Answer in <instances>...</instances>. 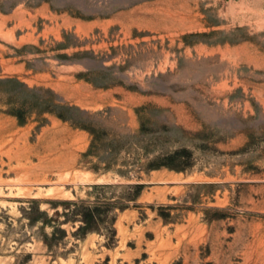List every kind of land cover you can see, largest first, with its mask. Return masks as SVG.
<instances>
[{
  "label": "rangeland",
  "instance_id": "obj_1",
  "mask_svg": "<svg viewBox=\"0 0 264 264\" xmlns=\"http://www.w3.org/2000/svg\"><path fill=\"white\" fill-rule=\"evenodd\" d=\"M0 264H264V0H0Z\"/></svg>",
  "mask_w": 264,
  "mask_h": 264
},
{
  "label": "trees",
  "instance_id": "obj_2",
  "mask_svg": "<svg viewBox=\"0 0 264 264\" xmlns=\"http://www.w3.org/2000/svg\"><path fill=\"white\" fill-rule=\"evenodd\" d=\"M84 219H85V223L87 224L89 222V220L93 219L94 214H93V210L92 209H88V211H86L84 213Z\"/></svg>",
  "mask_w": 264,
  "mask_h": 264
},
{
  "label": "crops",
  "instance_id": "obj_3",
  "mask_svg": "<svg viewBox=\"0 0 264 264\" xmlns=\"http://www.w3.org/2000/svg\"><path fill=\"white\" fill-rule=\"evenodd\" d=\"M137 13H139V12L137 11ZM137 13H136V14H137Z\"/></svg>",
  "mask_w": 264,
  "mask_h": 264
}]
</instances>
